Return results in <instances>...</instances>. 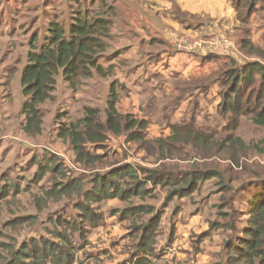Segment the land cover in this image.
<instances>
[{
    "label": "rangeland",
    "instance_id": "rangeland-1",
    "mask_svg": "<svg viewBox=\"0 0 264 264\" xmlns=\"http://www.w3.org/2000/svg\"><path fill=\"white\" fill-rule=\"evenodd\" d=\"M138 2L141 0H0L2 253L9 244L18 243V246L31 238L53 240V232L61 230L57 222H72L78 218L79 211L75 208L78 201L75 198L57 200L47 195V191L54 189V181L63 179L62 174H66V179L89 180L93 172L102 173L118 161L149 169L160 166L161 162L156 163L159 154H150L159 153L156 144L149 152L127 144L124 137L110 136L103 149L92 152L111 159L107 158L104 164L87 170L75 162V154L68 141L58 137L61 126L84 117L86 107L98 108L104 118L112 83L117 84L120 113L147 119L150 123L147 137L152 143L170 138L174 125L188 126L192 132L212 136L215 142L224 140L229 133L228 130L223 132L227 119L220 115L221 105H218V97L214 96L216 88L201 89L197 94L186 92L187 87L182 86L192 82L183 84L180 79L192 73L180 74L169 64L165 69L157 66L155 58L162 60V52L166 48L177 55L184 53L180 42L177 46L166 47L158 40L148 43L145 39L141 45L137 44L135 37L140 38L142 32L140 24L135 23L137 17L133 12L139 9ZM79 12L90 19L102 17L111 22L108 39L105 40L106 50L99 60L109 76L94 75L81 80L77 91L59 78L52 98L39 107L43 118L42 132L26 135L22 129L25 117L21 114V106L25 97L20 72L26 63L30 44L34 39L38 46L43 43L49 22L58 21L68 26ZM142 28L145 30V25ZM205 71L207 73L208 69ZM190 90L194 91L192 85ZM237 135L247 144L257 143L264 139V129L242 118ZM197 151L192 142L176 144L172 149L174 157L163 162L165 171H168L166 178L173 182L196 168L201 171V176H212L210 179L199 181L195 191L188 195L184 192L178 194L180 187L176 184L157 188L148 185L151 191L143 201L115 199L95 205L94 209L102 214L104 223L95 230H89L86 243L80 240L78 232L73 235L74 244L79 247L73 264H128L138 237L131 235V221L122 220L119 215L131 203L151 207L161 215L155 242V264H227L225 241L229 238L235 241L237 236H241L253 193L249 188L243 192L239 190L243 185L249 186L255 175L264 174V157L251 153L243 159L242 168H237L228 159L204 157L201 153L197 155ZM48 159L58 162L60 175L50 172ZM45 171L47 174L40 180L41 172ZM231 200L232 207L229 204ZM219 213L229 216H220ZM28 217L36 221L14 224L19 218ZM151 217L147 215L144 220ZM230 221L237 224V232L222 227ZM212 224L216 227L212 228Z\"/></svg>",
    "mask_w": 264,
    "mask_h": 264
},
{
    "label": "trees",
    "instance_id": "trees-1",
    "mask_svg": "<svg viewBox=\"0 0 264 264\" xmlns=\"http://www.w3.org/2000/svg\"><path fill=\"white\" fill-rule=\"evenodd\" d=\"M110 23L105 18L90 19L79 12L68 26L58 21L49 22L41 45L36 44V39L32 40L26 63L20 72L22 94L25 97L21 106V114L25 117L22 129L26 135L42 132L43 118L39 107L52 98L59 78L70 89L77 91L81 80L94 75L109 76L99 60L106 50L105 40L108 39ZM221 77L220 115L227 119L223 132L229 131L222 141L215 142L212 136L192 132L188 126L174 125L170 138L150 142L147 137L150 123L147 119L120 113L115 83L110 85L104 118L98 108L86 107L83 118L61 126L58 137L68 141L74 151L75 162L87 170L104 164L105 159L109 158L92 151L103 149L110 136L124 137L127 144H134L149 152L156 144L159 153L150 154H159L156 163L161 164L156 169H149L139 164L113 162L110 164L113 167H108L102 173L93 172L89 180L66 179V174H62L63 179L54 181V189L47 191V195L57 200L75 198L78 201L75 205L79 211L78 218L64 222L67 225L57 222L61 230L53 232V240L40 237L21 242L18 246V243L9 244L3 249L4 254L0 251V264H73L79 250L74 244L73 235L78 232L80 240L86 243L89 230H95L104 223L102 214L95 211V205L115 199L122 202H131L135 198L143 201L151 191L148 185L157 188L176 184L180 187L178 194L193 193L199 181L212 176H201V171L194 168L173 182L166 178L168 171H165L163 162L174 157L172 149L176 144L192 142L199 150L197 155L201 153L204 157L228 159L237 168H242L243 159L251 153L264 157V139L247 144L237 135L242 118L264 129V65L249 62L240 67L233 66L223 71ZM47 161L51 173H55V176L62 173L58 162L53 159ZM46 174L47 171L41 172L40 180ZM249 183V186L243 185L239 190H253L248 202L246 226L235 241L231 238L225 241L227 264H264V174L255 175ZM232 202H229L230 207ZM131 204L119 215L120 219L131 221V235L138 237L127 263L155 264V242L161 215L151 210V207ZM147 215L152 217L144 220ZM219 215L229 216L227 213ZM34 220L32 217L19 218L14 224L34 223ZM211 226L216 227L215 224ZM222 227L232 232L238 231L234 221Z\"/></svg>",
    "mask_w": 264,
    "mask_h": 264
},
{
    "label": "crops",
    "instance_id": "crops-1",
    "mask_svg": "<svg viewBox=\"0 0 264 264\" xmlns=\"http://www.w3.org/2000/svg\"><path fill=\"white\" fill-rule=\"evenodd\" d=\"M138 4L133 12L136 19L132 13L142 32L135 37L137 44L145 39L166 47L180 42L184 53L177 55L166 48L165 57L159 52L162 60H155L158 67L165 69L169 64L180 74L192 73L180 79L183 84L192 82L182 86L186 92L216 88L219 105L223 71L249 62L264 65V0H141Z\"/></svg>",
    "mask_w": 264,
    "mask_h": 264
}]
</instances>
